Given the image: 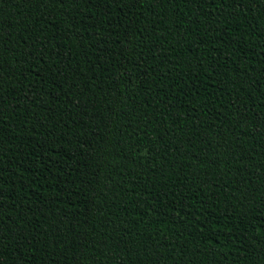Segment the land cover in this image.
Instances as JSON below:
<instances>
[{"label": "trees", "instance_id": "obj_1", "mask_svg": "<svg viewBox=\"0 0 264 264\" xmlns=\"http://www.w3.org/2000/svg\"><path fill=\"white\" fill-rule=\"evenodd\" d=\"M0 264H264V0H0Z\"/></svg>", "mask_w": 264, "mask_h": 264}]
</instances>
